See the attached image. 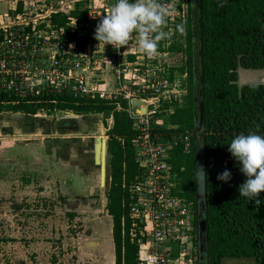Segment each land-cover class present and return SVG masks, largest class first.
<instances>
[{"label":"trees","instance_id":"trees-1","mask_svg":"<svg viewBox=\"0 0 264 264\" xmlns=\"http://www.w3.org/2000/svg\"><path fill=\"white\" fill-rule=\"evenodd\" d=\"M74 1L73 10L69 13L56 10L47 18L48 23H41L38 29L48 31L50 26L57 32L63 31L67 41L82 51L104 43L94 38L101 19L89 18V0ZM21 10L19 5L13 14ZM84 24L82 34L78 27ZM183 28L182 33L175 28L170 35V26H164L168 36L158 42L155 52L183 53L184 66L171 69L167 77L174 81L175 72L187 75L182 105L173 114L164 112L167 104L162 106L158 116L164 126L157 127L156 132L189 135L191 139V152L176 147L170 153L169 165L175 175V195L193 203L197 218L201 215L202 236L197 228L194 241L200 258L198 264H223L225 259H251L255 264H264V191L259 194V205L255 199L240 197L238 189L246 177L228 151V144L240 133L254 131L264 135V84L243 87L238 84L241 69L264 70V0H189ZM129 59L136 60L134 56ZM41 112L100 114L105 122L113 120L107 134L111 172L107 210L113 219L116 264H139L140 248L129 236L131 220L126 206V187L140 173L134 147L137 132L128 102L102 99L98 95L75 98L68 92L44 91L28 98L0 93V114L32 118ZM72 121L74 125L76 121ZM21 128L27 133L38 131L34 124ZM201 139L207 183L198 201L196 152ZM225 168L232 173L227 183L217 180L218 173Z\"/></svg>","mask_w":264,"mask_h":264},{"label":"rangeland","instance_id":"rangeland-1","mask_svg":"<svg viewBox=\"0 0 264 264\" xmlns=\"http://www.w3.org/2000/svg\"><path fill=\"white\" fill-rule=\"evenodd\" d=\"M113 2L89 0V15L102 19ZM74 3V0H0V27L12 25L16 18L24 25L30 21L48 23L52 10L69 13ZM173 3L176 15L172 22L183 25L186 19L180 16L182 5L188 13L189 0H175ZM19 5L22 10L13 14ZM75 26L76 22H73ZM83 28H86L85 24L78 30L85 34ZM175 28L170 30V35ZM40 34L48 36L57 46L58 42L63 45L67 40L64 34ZM138 39L134 32L129 43L121 48L127 55L136 54L142 66L160 70L165 76L171 73V69L184 66L183 53H155L149 57L137 47ZM105 45L101 43L86 51L74 45L63 52L52 49L48 54L44 51L35 58L44 60L37 69L52 66L56 72L74 76V60L78 59L90 87L97 84L102 91L112 92L116 77L106 59L116 54V48ZM62 57L66 63L59 67ZM139 64L132 63V70H127L126 82H131L130 76L137 71ZM243 71H262L259 81L264 83V70L241 69ZM96 73H99L98 77ZM241 74L238 83L244 77L248 81L258 77L249 78V74ZM174 75L179 84L177 88L183 92L187 89V75L180 72ZM38 80L37 84H40L41 80ZM54 80L61 86L62 82L57 77ZM72 120L76 121L74 124H78V129L70 122H64ZM26 124H34L38 131L24 132L21 127H26ZM56 124L61 125L65 135L59 132L45 134L47 126L54 130ZM112 124V119L105 122L100 114L79 116L72 112H41L32 118L23 114H0V264H115L113 219L106 211L109 186L101 183L100 168L93 161L94 139L105 136L108 141L107 134ZM65 136L77 137L81 141L63 143V149L59 144L52 148V140H63ZM58 150L62 152L61 155L58 153L59 158ZM193 248L194 264H198V250L196 247L191 250ZM189 262L186 258L180 264ZM223 264H255V261L225 259Z\"/></svg>","mask_w":264,"mask_h":264},{"label":"built area","instance_id":"built-area-1","mask_svg":"<svg viewBox=\"0 0 264 264\" xmlns=\"http://www.w3.org/2000/svg\"><path fill=\"white\" fill-rule=\"evenodd\" d=\"M173 1L156 0L166 10L164 26L169 25L170 30L177 27L172 22V17L176 15ZM185 10L182 5L180 16L183 20L188 15ZM54 12L56 10H52L49 16ZM89 18L98 19L90 15ZM13 22L8 27H0V93L28 98L44 91L68 92L75 98L98 95L102 99H122L128 102L129 113L134 121L133 128L137 132L134 147L140 173L126 187V206L131 220L129 236L140 248L139 264H180L186 258L190 264H194V248L191 249L196 239L197 214L193 203L175 195V175L169 165L170 153L176 147L181 146L185 153L191 152V139L189 135L156 132L157 127L164 126L158 116L162 106L167 104L169 107L164 112L173 114L178 105L182 104L187 89L182 92L176 86L179 85L177 80L173 82L160 70H151L139 64L136 54H130L136 58L135 62L126 61L130 55L122 48L116 49V54L106 59L116 77L112 92L90 87L87 75L83 74L85 69H82L78 59L74 60V76L67 72H56L52 66L37 69V65L44 60L35 58L44 51L48 54L52 49L63 52L67 47H77L76 44L64 40L63 45L58 42L57 46L48 36H41L42 32L64 34L63 31L51 29L48 24V31H42L38 29L40 22L30 21L24 25L17 18ZM30 27L31 30H28ZM60 61L59 67L61 63L65 65L64 57ZM132 63L140 67L130 76L131 82H126L127 70H132ZM56 77L62 82L61 86L55 84ZM38 78L40 84H37ZM133 100L147 103L145 114L134 112Z\"/></svg>","mask_w":264,"mask_h":264},{"label":"clouds","instance_id":"clouds-1","mask_svg":"<svg viewBox=\"0 0 264 264\" xmlns=\"http://www.w3.org/2000/svg\"><path fill=\"white\" fill-rule=\"evenodd\" d=\"M165 22L166 10L156 0H114L98 22L94 38L118 50L129 43L135 32L139 38L137 47L151 57L157 51L158 42L168 36L163 30ZM177 30L182 33L183 25H177ZM228 151L246 177L238 189L240 197L255 199L259 205V194L264 191V135L254 131L240 133L228 144ZM231 179L232 173L227 168L217 175V180L222 182L227 183ZM195 181L198 192L202 194L207 183L203 166L197 167Z\"/></svg>","mask_w":264,"mask_h":264},{"label":"water","instance_id":"water-1","mask_svg":"<svg viewBox=\"0 0 264 264\" xmlns=\"http://www.w3.org/2000/svg\"><path fill=\"white\" fill-rule=\"evenodd\" d=\"M193 9L195 10V2L193 4ZM249 74V78H254L255 76L257 77V80H251L248 81L247 77H244L240 82L238 83L240 87L246 86V85H255V84H264L260 82L259 80L261 79L260 76L263 75L262 71H255V72H241L239 71V74ZM132 106L134 108V112L137 114H145L146 112V106L147 103L143 100H133ZM203 118V114L201 115V119ZM197 119V117H196ZM107 148H108V141L106 140L105 136H98L94 139V165L96 167L100 168V175H101V183H105L109 186L111 182V172L110 169L108 168V156H107ZM197 164L199 166L204 167V158H205V148H204V140L201 139L200 143L197 146ZM105 181V182H104ZM203 196L198 192V201L202 198ZM202 220H201V215H198L197 218V228L198 231L202 233ZM114 242V241H113ZM115 248V246H114ZM115 261H116V256H115ZM116 264V262H115Z\"/></svg>","mask_w":264,"mask_h":264},{"label":"flooded vegetation","instance_id":"flooded-vegetation-1","mask_svg":"<svg viewBox=\"0 0 264 264\" xmlns=\"http://www.w3.org/2000/svg\"><path fill=\"white\" fill-rule=\"evenodd\" d=\"M75 121V120H74ZM68 122H73V121H68ZM62 125H64V124H62ZM73 127H76L77 129H78V124L76 123V124H74V125H72ZM60 127L61 126H59V124L57 125H55V128H54V130H49V131H47V132H45V134H52V133H54V132H60V131H63V130H59L60 129ZM52 128V127H51ZM76 128H74V130L76 129ZM73 132V131H72ZM61 133V132H60ZM62 134H63V132H62ZM74 140H76V141H81V139L80 138H67V139H65V140H62V139H59V140H57V141H54V140H52L51 141V146H53L52 148H54L55 147V145H58L59 144V147H60V149H63V143H69V142H71V141H74ZM58 153H60V155H61V150H58L57 151V155H58V158H59V154ZM61 157V156H60ZM61 158H65V157H61ZM105 182V181H104ZM106 211L108 212V210H107V203H106ZM109 214V213H108ZM71 216H74V215H71ZM200 236H202L201 235V232H200Z\"/></svg>","mask_w":264,"mask_h":264},{"label":"crops","instance_id":"crops-1","mask_svg":"<svg viewBox=\"0 0 264 264\" xmlns=\"http://www.w3.org/2000/svg\"><path fill=\"white\" fill-rule=\"evenodd\" d=\"M106 47H107V45H105ZM105 46H103V47H105ZM99 47V46H98ZM97 47V48H98ZM96 53V52H95ZM96 76L98 77L99 76V73H96ZM96 87H97V84H96ZM99 88L101 87V86H98ZM64 122H68V121H64ZM72 125V124H71ZM59 126H61L60 124H59ZM64 126V125H63ZM49 130H52V128H51V126H50V128H49ZM59 130H63V129H59ZM61 133L62 132H64V131H60ZM59 132V133H60ZM64 135L66 134L65 132L63 133ZM68 137L67 136H65V139H67ZM65 139H63V140H65ZM190 264V263H189Z\"/></svg>","mask_w":264,"mask_h":264}]
</instances>
